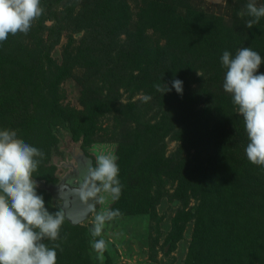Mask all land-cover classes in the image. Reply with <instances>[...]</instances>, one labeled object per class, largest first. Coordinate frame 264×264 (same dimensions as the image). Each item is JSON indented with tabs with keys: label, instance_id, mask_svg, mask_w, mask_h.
Returning a JSON list of instances; mask_svg holds the SVG:
<instances>
[{
	"label": "trees",
	"instance_id": "trees-1",
	"mask_svg": "<svg viewBox=\"0 0 264 264\" xmlns=\"http://www.w3.org/2000/svg\"><path fill=\"white\" fill-rule=\"evenodd\" d=\"M130 1L41 0L43 13L27 34L0 42V129L15 130L42 150L33 178L57 183L52 157L61 136L93 134L113 105L127 133L118 137L122 191L112 209L148 212L153 192L176 180L178 198L185 200L182 191L192 184L198 203L180 206L172 222L176 241L194 222L185 264H264V166L246 157L243 117L223 89L221 64L224 50L235 56L242 47L264 57V17L249 29L252 17L238 14L236 22L220 25L219 34H209L204 14L193 11L190 0H139L136 22ZM248 2L240 4L241 13ZM60 44L58 60L52 52ZM70 78L83 84L79 106L64 103L63 84ZM174 79L183 81L182 95L172 87ZM166 84L171 91L164 93ZM120 87L133 95L143 90L150 99L110 102ZM173 140L180 144L168 153ZM37 191L50 211L58 209L51 208L49 192ZM90 229L65 218L60 239L44 241L59 245L56 264H90L84 244L93 240Z\"/></svg>",
	"mask_w": 264,
	"mask_h": 264
},
{
	"label": "clouds",
	"instance_id": "clouds-1",
	"mask_svg": "<svg viewBox=\"0 0 264 264\" xmlns=\"http://www.w3.org/2000/svg\"><path fill=\"white\" fill-rule=\"evenodd\" d=\"M42 13L41 0H0V42L9 34H27ZM238 14L252 17L246 21V27L251 29L264 17V5L257 6L256 0H249L246 12ZM262 63L264 57L250 47L240 48L235 56L224 50L221 56L225 69L223 89L231 94L244 121L246 157L259 166H264V73L259 72ZM171 83L182 95L183 81L174 79ZM166 85L164 93L171 91ZM157 88L161 90L159 85ZM43 157L42 150L19 138L15 130L0 129V264H56L59 245L50 248L44 241L60 239L66 217L63 209L50 211L43 194L37 191L39 184L33 173ZM117 159L113 153H101L96 155L95 164L86 162L76 189L82 201L103 203L101 193H107L113 201L120 198ZM91 206L94 209L95 205ZM120 215L119 209L108 208L93 218L91 246L101 260L107 248L105 225Z\"/></svg>",
	"mask_w": 264,
	"mask_h": 264
},
{
	"label": "rangeland",
	"instance_id": "rangeland-1",
	"mask_svg": "<svg viewBox=\"0 0 264 264\" xmlns=\"http://www.w3.org/2000/svg\"><path fill=\"white\" fill-rule=\"evenodd\" d=\"M249 1V0H245ZM262 0H256L257 6ZM142 1L131 0L133 20L139 18L138 14L142 11ZM244 0H190L193 11H202L203 19L205 18V26L210 32L219 34V27L224 22H236L238 13L243 10L240 4ZM138 13V14H137ZM202 19V21H204ZM207 21V22H206ZM218 21V23L216 22ZM204 30V29H203ZM216 39V38H215ZM65 41L63 38L62 43ZM62 45L56 47L52 55L56 59H61ZM201 74V70L197 71ZM81 77V76H80ZM82 83L76 78H70L63 84L64 103L70 106H79V98L81 96ZM146 96L143 90L139 94H132L126 88L119 89V97L112 94L109 97L110 102L120 99L123 103L132 100H142ZM117 102V101H116ZM113 104V103H112ZM117 104V103H116ZM119 104V103H118ZM153 110L156 111V107ZM144 109L141 112L144 114ZM118 114L112 105L108 112L98 119L96 129L89 136L81 135L73 139L68 133L61 136L59 142L60 148L55 151L52 162L56 165L55 175L60 179L65 175L72 166L78 165V159L86 158L95 164V157L101 153H113L116 155L118 137L124 136L127 132L118 122ZM153 118V114L147 115V120ZM134 124V123H133ZM133 126V125H132ZM180 144L179 140H173L168 143V153L175 150ZM191 153L195 151L192 148ZM40 187L39 181L37 180ZM46 182V181H45ZM45 190V189H42ZM180 184L173 181L165 185V189L153 192V205L150 206L148 212L134 213L130 208L123 215H120L106 223L103 235L108 239L107 252L112 258L113 264H185L190 242L192 239L194 222L190 221L185 228L180 239L172 240L173 237V218L176 210L180 206L186 205L187 208L194 207L198 203V199L194 196L193 185L182 191V195L186 198L181 200L179 192ZM47 191V190H45ZM48 192V191H47ZM161 194H164L161 196ZM104 196L103 203L92 212L91 216L80 223L82 231L92 228V221L97 212L111 208L115 201L107 193H101ZM51 208L55 206L53 198L50 200ZM56 207V206H55ZM140 208V207H139ZM91 238H87L84 244H88V254L86 255V263L90 264H110L107 256L103 253V259L98 258V254L91 246Z\"/></svg>",
	"mask_w": 264,
	"mask_h": 264
},
{
	"label": "water",
	"instance_id": "water-1",
	"mask_svg": "<svg viewBox=\"0 0 264 264\" xmlns=\"http://www.w3.org/2000/svg\"><path fill=\"white\" fill-rule=\"evenodd\" d=\"M87 161L91 160H87L81 156L78 159V165L72 166L65 175L60 177L57 183L39 181L41 182L40 187L52 195L55 206L58 209H63L66 219L74 225L87 220L100 205V203H96L94 200H89L88 202L82 201L76 191L82 179V172ZM91 204L95 205L94 209Z\"/></svg>",
	"mask_w": 264,
	"mask_h": 264
}]
</instances>
